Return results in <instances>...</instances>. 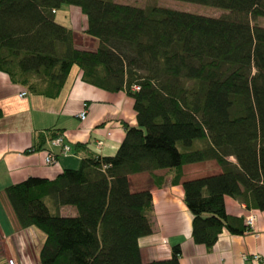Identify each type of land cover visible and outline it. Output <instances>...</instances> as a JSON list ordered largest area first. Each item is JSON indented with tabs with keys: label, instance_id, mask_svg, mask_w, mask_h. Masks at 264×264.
Instances as JSON below:
<instances>
[{
	"label": "trees",
	"instance_id": "trees-1",
	"mask_svg": "<svg viewBox=\"0 0 264 264\" xmlns=\"http://www.w3.org/2000/svg\"><path fill=\"white\" fill-rule=\"evenodd\" d=\"M179 1L229 14L113 0H0V71L11 82L25 94L55 97L76 66L82 81L130 96L136 117L123 124L113 155L77 142L84 151L77 168L5 188L19 226L44 234L39 264H144L138 238L151 232L152 194L130 190L133 173L217 163L219 173L181 183L192 239L207 249L224 229L251 230L245 217L225 212L224 196L264 210V26L255 24L264 0ZM64 5L85 16L95 49L77 48L73 31L55 20ZM59 135L40 132L26 151ZM63 205L76 214L62 215ZM179 255L174 245L169 258L145 264H179Z\"/></svg>",
	"mask_w": 264,
	"mask_h": 264
},
{
	"label": "crops",
	"instance_id": "crops-1",
	"mask_svg": "<svg viewBox=\"0 0 264 264\" xmlns=\"http://www.w3.org/2000/svg\"><path fill=\"white\" fill-rule=\"evenodd\" d=\"M63 9L67 20L56 21L73 31L76 47L95 49L97 39L84 33L87 20L79 8ZM25 90L0 71V264H7L8 258L15 264H39L36 252L44 239L36 227L19 226L5 188L28 177L53 179L63 169L77 168L84 154L81 148L74 149L77 142H86L96 154L113 155L124 136L123 124H136L130 96L122 90L110 92L82 81L76 66L55 97L30 92L21 96ZM82 110L83 119L78 116ZM49 130L62 133L64 142L72 145L71 153L61 154L60 147L51 145L50 140L40 150L26 151L36 144L38 133ZM98 140H102L101 145ZM48 153L55 157L51 164L45 162ZM228 159L235 162L232 156ZM220 171L217 163L209 160L128 175L131 191L148 189L152 194L151 232L138 238L142 263L167 259L172 247L179 245V264H264V210L247 209L229 196H224L225 212L243 217L253 214L251 230L231 234L224 229L210 249L192 239L191 213L183 201L181 183ZM60 213L73 216L76 209L63 205ZM256 254L258 261L253 259Z\"/></svg>",
	"mask_w": 264,
	"mask_h": 264
},
{
	"label": "rangeland",
	"instance_id": "rangeland-1",
	"mask_svg": "<svg viewBox=\"0 0 264 264\" xmlns=\"http://www.w3.org/2000/svg\"><path fill=\"white\" fill-rule=\"evenodd\" d=\"M113 1L117 3L130 4V5H135L139 7H148V6H153V5L154 6H165V7L178 9V10H184V11H189V12H193L197 14H202L206 16H212V17H219L222 15L229 14L227 10H223L220 8H216L212 6H205V5H200V4H195V3L185 2V1H179V0H113ZM65 6H68V5H64L60 9L57 10L56 14L54 15L55 20H62V19L67 20V18L63 17L64 16L63 8ZM255 24L264 26V18H257V20H255ZM36 253L38 254V251ZM9 259L10 258H8V260ZM8 260H7V264H8ZM37 261H38V258H37ZM13 262L15 264L14 260ZM33 264H35V262Z\"/></svg>",
	"mask_w": 264,
	"mask_h": 264
},
{
	"label": "built area",
	"instance_id": "built-area-1",
	"mask_svg": "<svg viewBox=\"0 0 264 264\" xmlns=\"http://www.w3.org/2000/svg\"><path fill=\"white\" fill-rule=\"evenodd\" d=\"M135 88H137V87H135ZM24 94H25V92H21L20 93L21 96H23ZM78 116L81 119H83L85 117V110H82L81 112H79L78 113ZM49 142L51 143V145L60 147L61 148V151L63 153H67L69 151V145L64 142L63 137L61 135L52 138ZM97 144L98 145H101L102 144V140H98ZM53 161H54L53 155H51L50 153H48L46 155V157H45V162L47 164H51ZM254 218H255V216L253 214H248L245 217V223L251 227L252 224H253ZM253 259L255 261H258L259 260V256L257 254L256 255H253ZM8 264H14L13 260L12 259H9L8 260Z\"/></svg>",
	"mask_w": 264,
	"mask_h": 264
},
{
	"label": "bare ground",
	"instance_id": "bare-ground-1",
	"mask_svg": "<svg viewBox=\"0 0 264 264\" xmlns=\"http://www.w3.org/2000/svg\"><path fill=\"white\" fill-rule=\"evenodd\" d=\"M63 137V136H62ZM64 139V138H63ZM66 140V139H65ZM67 142V141H66ZM69 143V142H68ZM72 146V145H71ZM71 148V147H70ZM71 150H73V149H71ZM62 153V152H61Z\"/></svg>",
	"mask_w": 264,
	"mask_h": 264
}]
</instances>
